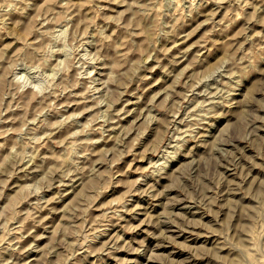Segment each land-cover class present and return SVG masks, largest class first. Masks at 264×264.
<instances>
[{"label": "rangeland", "instance_id": "374dc122", "mask_svg": "<svg viewBox=\"0 0 264 264\" xmlns=\"http://www.w3.org/2000/svg\"><path fill=\"white\" fill-rule=\"evenodd\" d=\"M0 264H264V0H0Z\"/></svg>", "mask_w": 264, "mask_h": 264}, {"label": "bare ground", "instance_id": "6f19581e", "mask_svg": "<svg viewBox=\"0 0 264 264\" xmlns=\"http://www.w3.org/2000/svg\"><path fill=\"white\" fill-rule=\"evenodd\" d=\"M17 32V31H16ZM101 101V100H100ZM104 116V115H103ZM165 162V161H164ZM37 166V165H36Z\"/></svg>", "mask_w": 264, "mask_h": 264}]
</instances>
